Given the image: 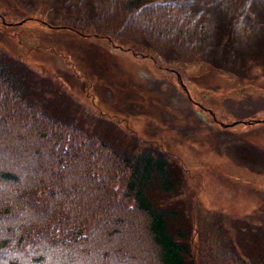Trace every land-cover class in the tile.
I'll list each match as a JSON object with an SVG mask.
<instances>
[{"label":"rangeland","instance_id":"374dc122","mask_svg":"<svg viewBox=\"0 0 264 264\" xmlns=\"http://www.w3.org/2000/svg\"><path fill=\"white\" fill-rule=\"evenodd\" d=\"M176 1L203 11L196 61L44 22L47 2L0 0V64L55 120L128 152L168 153L180 165L168 195L194 246L264 264V0ZM241 141L255 165L236 153Z\"/></svg>","mask_w":264,"mask_h":264},{"label":"trees","instance_id":"16d2710c","mask_svg":"<svg viewBox=\"0 0 264 264\" xmlns=\"http://www.w3.org/2000/svg\"><path fill=\"white\" fill-rule=\"evenodd\" d=\"M14 1L47 2L44 22L124 37L168 63L202 55L203 11L176 0ZM243 143L236 153L255 165ZM176 166L158 146L128 152L55 120L0 64V264H256L232 246H194L168 195Z\"/></svg>","mask_w":264,"mask_h":264},{"label":"bare ground","instance_id":"6f19581e","mask_svg":"<svg viewBox=\"0 0 264 264\" xmlns=\"http://www.w3.org/2000/svg\"><path fill=\"white\" fill-rule=\"evenodd\" d=\"M210 112H211V111H210ZM258 119H259V118H258ZM216 120H217V119H216ZM217 122H218V120H217ZM221 122H222V121H221ZM237 122H238V121H237ZM225 123H226V122H225ZM220 125H221V124H220ZM246 142H247V141H246ZM246 142H245V143H246ZM229 248H230V247H229ZM243 258H244V257H243ZM250 263H251V262H250ZM252 263H253V262H252Z\"/></svg>","mask_w":264,"mask_h":264}]
</instances>
